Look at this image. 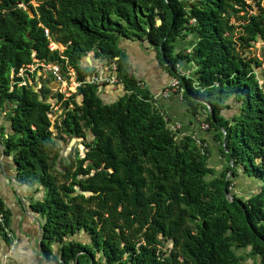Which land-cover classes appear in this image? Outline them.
I'll list each match as a JSON object with an SVG mask.
<instances>
[{
    "label": "trees",
    "instance_id": "obj_1",
    "mask_svg": "<svg viewBox=\"0 0 264 264\" xmlns=\"http://www.w3.org/2000/svg\"><path fill=\"white\" fill-rule=\"evenodd\" d=\"M188 37L190 49L178 51ZM121 39L157 50L191 113L207 115L222 170L211 163L207 141L172 129L128 74ZM259 40L264 0H0V112L14 105L6 149L18 182L45 190L31 207L43 218L40 245L49 264H264L263 64L248 56ZM91 52L117 65L125 93L115 103L90 84L69 97L51 96L48 81L41 93L32 90L28 78L35 83L44 66L58 65L66 79L74 70L86 81L93 71L80 61ZM181 61L194 71H180ZM50 96L63 110L57 134ZM68 137L88 141L85 156L78 149L61 156ZM197 138L207 143L204 151ZM240 169L253 183L242 195ZM0 211V235L13 247L1 199Z\"/></svg>",
    "mask_w": 264,
    "mask_h": 264
},
{
    "label": "crops",
    "instance_id": "obj_2",
    "mask_svg": "<svg viewBox=\"0 0 264 264\" xmlns=\"http://www.w3.org/2000/svg\"><path fill=\"white\" fill-rule=\"evenodd\" d=\"M254 9H256L257 14H259V8L255 6ZM193 40L194 39L188 37L186 41L179 43L178 51L185 47L190 49ZM258 42L262 41L259 40ZM53 45H55V43H52V46ZM119 48L122 50L128 63V74H132L143 84V86L140 87L148 91L152 98H154L157 106L168 117L170 124L179 125L185 134H195L205 139L212 153L211 163L219 167L218 170H222L225 165V159L222 158L219 151L220 147L214 140V131L202 128V116L191 113L189 105L181 94L176 92L167 97L162 95V91L170 86L172 76L162 65L160 54L157 50L146 41L130 39H121L119 41ZM62 49L64 50V47ZM113 64L97 59L93 52L85 55L80 61L83 71L92 70V75L104 76L110 80L111 78L116 79V83H110L98 88L100 97L107 104L115 103L125 93L124 85L118 79V72L114 73L110 71L112 68L111 65ZM178 67L183 73H191L194 71L193 67L189 66L186 61H181ZM35 69L36 67H31L30 71L33 72ZM129 71H131V73ZM257 72L264 80V67L258 69ZM23 75L24 71L22 70L19 76ZM77 76L76 71H70L68 80L75 89H78ZM11 77L13 81L14 77L12 75ZM28 81L31 84L33 80L29 77ZM46 81H48L47 86L52 92L51 96L58 92L63 93V91L59 89L62 83L56 82L55 84V77L51 74L49 68L44 66L43 71L39 70L37 72L35 83L41 87L42 82ZM77 91H73L70 95L77 93ZM51 96L49 99L52 98ZM56 100L57 99H55V101ZM82 100L83 98L78 96V101L80 103ZM57 101L51 103L53 108L57 104ZM13 106L11 102H7L4 105V109L0 112V199L5 209L8 211L9 229L13 233V239L15 241L13 247H10L4 240V237L0 235V264H49L44 258L40 245L43 218L40 214L34 212L31 207L33 202L44 198L45 190L37 186H24L18 182L16 179L17 165L14 154L7 153L6 149L5 140L13 132L11 122L8 120ZM59 111H61V113L63 112L62 109ZM61 147L62 150L66 149L64 143L61 144ZM71 149L72 148H70V150ZM251 183L252 181L242 174V170L240 169L239 177L235 181L236 191L241 195L242 193L247 194L251 192V190H253ZM80 237L85 242L90 243V239L87 235L82 233ZM53 249L55 253L58 252L57 246H54Z\"/></svg>",
    "mask_w": 264,
    "mask_h": 264
},
{
    "label": "rangeland",
    "instance_id": "obj_3",
    "mask_svg": "<svg viewBox=\"0 0 264 264\" xmlns=\"http://www.w3.org/2000/svg\"><path fill=\"white\" fill-rule=\"evenodd\" d=\"M250 3V2H249ZM33 6L34 7H37L40 2L39 1H33L32 2ZM253 13L257 14V11L256 9L253 10ZM262 41V40H260ZM52 49H60L63 51L62 47H60L59 45L55 44V45H51ZM248 56L249 57H256L258 58L260 61H262V64L264 67V42H257L254 44V46L250 49V51L248 52ZM61 91H63V95L65 97H69L70 94L73 92V91H77V89H75V87L72 85V83L65 78L64 82L62 83L61 87L59 88ZM50 100V99H49ZM53 101H50V103L52 102H56L55 99H51ZM56 107V108H55ZM58 107V109H57ZM61 106L59 105V103L57 102V104L54 106V108L52 109V112L50 113L52 119L51 120H54L55 123H56V120L59 118V116L61 115ZM57 117V118H55ZM55 128V126H54ZM88 141H83L82 139H79V138H71V137H68L66 139L64 143L66 149L65 150H62V147H61V154L63 157H67L69 158L71 154H74L75 150L78 149L80 150V155L83 157L85 156V152H86V148L84 147V144L87 143ZM72 145V147H71ZM70 148H72L70 150ZM215 166V165H214ZM216 169L218 170L219 167L215 166ZM240 253L244 254V251H240ZM248 263L249 264H252V261L250 259H247Z\"/></svg>",
    "mask_w": 264,
    "mask_h": 264
},
{
    "label": "built area",
    "instance_id": "obj_4",
    "mask_svg": "<svg viewBox=\"0 0 264 264\" xmlns=\"http://www.w3.org/2000/svg\"><path fill=\"white\" fill-rule=\"evenodd\" d=\"M46 35L48 36L49 35V31H46L45 32ZM112 68H111V72H114V73H117V65L114 63L113 65H111ZM51 72V74L55 77L56 81L59 82V83H63L64 80H65V77L62 75L61 73V70H60V67L58 65H54V66H47ZM131 73V71H129ZM110 83H116V79L114 78H111L108 79L104 76H99V75H91L89 77H87L86 81L84 82H78V85L77 87L80 88L82 85H85V84H90V85H95L97 86L98 88L99 87H103L107 84H110ZM140 86H143L142 83H139ZM179 89V80L177 79H172L171 81V84L170 86L162 91V95H164L165 97H167L168 95H171L172 93H175L177 92ZM203 120H202V128L205 129V130H209V125L206 123V118H207V115L203 114L202 116ZM172 129L174 130H177V129H180L181 127L179 125H172L171 126ZM197 143L199 145V147L202 149V151H204L203 149L207 147V143L203 144L201 142V139L197 138ZM5 221V216L4 214L0 211V223H4Z\"/></svg>",
    "mask_w": 264,
    "mask_h": 264
},
{
    "label": "water",
    "instance_id": "obj_5",
    "mask_svg": "<svg viewBox=\"0 0 264 264\" xmlns=\"http://www.w3.org/2000/svg\"><path fill=\"white\" fill-rule=\"evenodd\" d=\"M20 4V6H23V4L22 3H19ZM26 10H27V12L29 13V15L31 16V17H34V12L31 10V9H28V8H26ZM160 23V21H158V24ZM60 47H64L62 44H60L59 45ZM14 73L12 74V76L14 77ZM55 84H56V82H55ZM31 85H32V90L34 91V92H37V93H41V87L40 86H38V85H36L33 81L31 82ZM52 99V98H51ZM50 99V100H51ZM50 100L48 99L46 102L47 103H50ZM51 101H53V100H51ZM51 119H52V117H50ZM52 121V127H51V130H53V131H55V134H57V130H55V128H54V125H55V121L54 120H51ZM225 132V131H224ZM83 140V139H82ZM225 140H224V144H225ZM111 171H113L112 169H111ZM77 193L75 192V193H73L72 194V196H75ZM88 194V196H91V195H93L94 193L93 192H88L87 193ZM227 196L229 197V198H231L228 194H227Z\"/></svg>",
    "mask_w": 264,
    "mask_h": 264
},
{
    "label": "clouds",
    "instance_id": "obj_6",
    "mask_svg": "<svg viewBox=\"0 0 264 264\" xmlns=\"http://www.w3.org/2000/svg\"><path fill=\"white\" fill-rule=\"evenodd\" d=\"M131 75H132V74H131ZM172 79H173V78H172ZM55 82H57L56 79H55ZM57 83H58V82H57ZM139 83H140V82H139ZM261 83H262V82H261ZM175 93H176V92H175ZM50 117H51V115H50ZM224 133H225V132H224Z\"/></svg>",
    "mask_w": 264,
    "mask_h": 264
},
{
    "label": "flooded vegetation",
    "instance_id": "obj_7",
    "mask_svg": "<svg viewBox=\"0 0 264 264\" xmlns=\"http://www.w3.org/2000/svg\"><path fill=\"white\" fill-rule=\"evenodd\" d=\"M87 151V150H86Z\"/></svg>",
    "mask_w": 264,
    "mask_h": 264
}]
</instances>
